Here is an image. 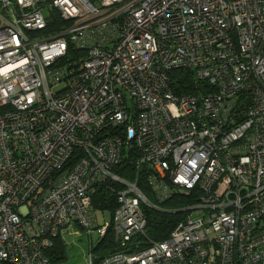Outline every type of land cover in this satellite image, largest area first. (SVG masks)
<instances>
[{
    "label": "built area",
    "instance_id": "built-area-1",
    "mask_svg": "<svg viewBox=\"0 0 264 264\" xmlns=\"http://www.w3.org/2000/svg\"><path fill=\"white\" fill-rule=\"evenodd\" d=\"M144 209L180 217L153 240ZM71 223L86 264H264V0H0V264H63Z\"/></svg>",
    "mask_w": 264,
    "mask_h": 264
},
{
    "label": "trees",
    "instance_id": "trees-1",
    "mask_svg": "<svg viewBox=\"0 0 264 264\" xmlns=\"http://www.w3.org/2000/svg\"><path fill=\"white\" fill-rule=\"evenodd\" d=\"M172 82L181 87L182 91H193L192 84L194 83L193 75L190 72L183 70H174L170 73ZM120 176L131 177L132 167L126 163L121 162L114 170ZM120 186L116 183L109 182L108 186L100 185L96 188L95 193L92 195V206L96 210L101 212L108 211L110 214L116 207L115 191ZM148 192H146L147 194ZM148 195V194H147ZM190 200H185L182 197H176L163 204L164 209H173L181 206L182 204L189 203ZM146 217V227L149 236L153 240H160L165 238L170 230L174 227L175 223L179 219V214L172 213L168 210H156V209H144ZM109 248V252H115L117 247L114 241V236L109 229L106 236L98 241L97 245L92 248L93 251L101 252L105 248ZM65 254V245L60 236L54 239V243L51 249L48 251V256L51 262H62ZM7 264V263H6Z\"/></svg>",
    "mask_w": 264,
    "mask_h": 264
},
{
    "label": "rangeland",
    "instance_id": "rangeland-1",
    "mask_svg": "<svg viewBox=\"0 0 264 264\" xmlns=\"http://www.w3.org/2000/svg\"><path fill=\"white\" fill-rule=\"evenodd\" d=\"M97 221L96 224H101L104 221H108L110 219V213L108 211L101 212L99 210L96 211ZM61 239L65 245V254L64 259L62 260L63 264H86L88 259V254L91 251L89 248V235L87 233V229L80 228L77 225L71 223L66 227L65 231H62ZM98 236L93 234L91 236V247H94L98 243ZM109 248H105L101 252H97L99 255L103 256L107 252H109ZM95 251H92L94 255Z\"/></svg>",
    "mask_w": 264,
    "mask_h": 264
}]
</instances>
